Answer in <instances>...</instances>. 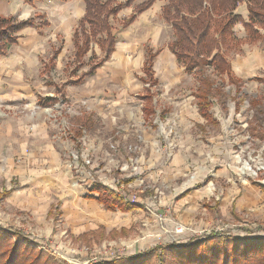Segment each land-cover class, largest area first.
Returning a JSON list of instances; mask_svg holds the SVG:
<instances>
[{
  "label": "rangeland",
  "instance_id": "1",
  "mask_svg": "<svg viewBox=\"0 0 264 264\" xmlns=\"http://www.w3.org/2000/svg\"><path fill=\"white\" fill-rule=\"evenodd\" d=\"M157 1L162 4L145 11L138 27L121 28L134 5L120 11L112 24L114 52L85 77L104 52L92 44L84 62L74 59L70 37L84 13L81 1L45 0L31 8L8 0L0 6V18L26 20L40 11L51 23L40 34L31 29L22 35L0 66V192L13 193L8 199L0 194V228L20 236L46 264H176L172 248L211 236H229L242 253H249L242 241L264 238V191L254 185L264 187V174L256 176L264 167V88L258 80L264 77V39L246 43L243 25L233 27L242 43L223 51L244 83L242 95L208 68L227 104L221 109L215 102L217 128L205 126L193 98L198 81L168 50L174 31L162 16L166 1ZM247 6L244 0L233 11L244 22ZM147 48L156 52L154 128L144 123L138 96ZM244 96L236 107L234 98ZM251 100L257 106H249ZM164 110L169 113L161 121ZM95 184L124 202L135 200L140 209H99L85 199ZM249 186L253 192L243 191ZM94 226L105 228L102 237L76 239ZM113 230L119 234L109 236ZM231 249L219 245L220 258ZM256 256L250 263L264 264V254Z\"/></svg>",
  "mask_w": 264,
  "mask_h": 264
},
{
  "label": "trees",
  "instance_id": "2",
  "mask_svg": "<svg viewBox=\"0 0 264 264\" xmlns=\"http://www.w3.org/2000/svg\"><path fill=\"white\" fill-rule=\"evenodd\" d=\"M21 1L33 4V2L41 0ZM81 1L85 6L84 16L74 29L71 37L75 50L74 59L77 60L78 64L84 62L87 54L93 52L92 44L104 52L103 58L86 72L85 77L93 76L114 52L117 37L112 34V24L114 20H117V15L120 11L134 5L130 16L122 21L121 28L127 29L136 21L140 14L150 9L157 0H125L124 2H117V0ZM136 1L140 2L135 5ZM165 1L166 4L162 10V16L174 31V40L167 48L175 57L177 63L184 68L186 74L192 75L198 81L194 91L197 111L200 117L206 121V124L217 128V120L213 118L211 108L217 102L221 109H226V95L221 86L216 83V80L211 79L206 74L207 69H213V74L221 77L223 81H227L231 85L230 87L233 90L235 89L236 93L234 95L236 97L241 94L240 88L244 83L233 73L223 49L232 48L235 47L232 46L233 44L239 45L242 43L233 38V27L237 23H241L246 30V43L264 39L257 31V29H260L264 32V0H247V22H244L240 16L233 14L236 7L244 0ZM204 3H207L208 7H204ZM47 26L48 24L43 15H36L20 21L12 17L0 18V57L5 56L8 48L16 45L20 36L19 33L23 29L34 28L41 30ZM155 54L156 52H152L151 48L146 49V57L142 68L144 77L139 78L142 84L146 86L143 95L139 96L143 102L142 112L145 120H148L149 125L153 128L155 127L153 121L158 116L153 109L154 99L150 89V87L154 88L158 84L153 77L152 69V60ZM258 80L264 88V77ZM80 82L81 78L75 81V83ZM236 97L234 98L235 105L236 107H241L246 96ZM53 101L45 99L48 104ZM258 101L259 103L261 102L259 99ZM40 102H42V104L40 103L41 105H47L42 100ZM248 103H250L249 106H257V100H251ZM165 115L166 112H162L159 119L163 121ZM262 119L264 118H261V122H264ZM254 185L264 191L263 186ZM90 193L94 194V196H89L88 199L102 205L107 212L129 213L135 208V204L124 202V199L119 194L100 184L93 185ZM122 232L126 233L125 230H122ZM104 233L105 228L99 227L97 230L81 234L76 239L89 242L93 238L102 237ZM118 234V232L113 230L109 233V236ZM15 238L17 239L16 242L13 241ZM20 240V236L9 234L8 230L0 228V264H39L40 261L41 264L47 263L44 255L34 248L27 247ZM235 241L231 240L229 236H211L205 241L197 243L196 246L187 245L181 248H172V253H178L176 264H251L250 262L255 255L261 257L264 254V238L242 241L245 243L243 248L248 250L249 253L240 252V248H237L234 243ZM85 244L90 245V243ZM219 245L226 251H229L231 247L232 254L230 256L223 254L221 259V256H219ZM160 249L164 252L168 250V247L165 250L163 248ZM149 253L151 254V252Z\"/></svg>",
  "mask_w": 264,
  "mask_h": 264
},
{
  "label": "crops",
  "instance_id": "3",
  "mask_svg": "<svg viewBox=\"0 0 264 264\" xmlns=\"http://www.w3.org/2000/svg\"><path fill=\"white\" fill-rule=\"evenodd\" d=\"M6 1H8V0H0V6L2 5V3L3 2H6ZM21 1V0H20ZM43 1H45V0H41V1H35V2H33V4H27V3H24L23 1H21L23 4H25V5H27V6H34L35 5V3H37V2H43ZM51 1H54V0H51ZM77 1H81V0H77ZM82 2V1H81ZM83 3V2H82ZM161 4H162V2H160ZM159 3V1H157L152 7H151V9L152 8H154V6L155 5H157V4H160ZM83 5H84V3H83ZM31 7V8H32ZM159 10V9H158ZM84 12H85V6H84ZM148 13L150 12V10H148L147 11ZM147 12H145V13H143L142 15H140V16H138L137 17V19H136V21L132 24V26L133 27H138V26H140V25H142V23H145V15L147 14ZM36 14H32L31 16H30V18H32V17H34V16H36V15H43L44 16V18H45V21L47 22V24H48V26L46 27V29H49L50 27H51V23H50V21L48 20V18H47V15L45 14V13H43V12H35ZM84 16V13H83V15H82V17ZM82 17L79 19V21L82 19ZM141 17H144V18H142L141 19ZM79 21H78V23H79ZM78 25V24H77ZM138 25V26H137ZM35 30L36 32H38L39 34L41 33V30H36V29H34V28H26V29H23L20 33H19V39H18V42L16 43V45H13V46H11V48L10 49H12L13 47H17V45H19L20 44V40H21V36L22 35H25V33H27V31L28 30ZM73 29V28H72ZM72 29H71V31H72ZM75 29V28H74ZM70 41L72 42V40H71V37H70ZM117 44H118V42H117ZM117 44H116V46H117ZM115 46V47H116ZM152 49V48H151ZM6 58H7V56H3V57H0V66H4V64L6 63L5 61H6ZM144 60H145V58H144ZM176 60V59H175ZM144 63V62H143ZM165 65V64H164ZM143 66V65H142ZM182 67V66H181ZM101 68V67H100ZM184 69V68H183ZM153 73H154V70H153ZM155 74V73H154ZM154 74H153V77H154ZM154 79H155V77H154ZM156 81H157V79H155ZM146 87V86H145ZM151 92H152V90H151ZM143 93H144V88L142 89V94L141 95H143ZM140 94L138 95V96H141ZM193 98H194V96H193ZM156 102V99H154L153 100V103H155ZM156 107L157 106H153V109H154V111L156 112ZM142 109H143V107H142ZM163 112H166V113H169L168 112V110H164ZM157 113V112H156ZM197 113H198V111H197ZM142 114H143V112H142ZM200 117V116H199ZM202 119V118H201ZM143 120H144V123L145 124H147V125H149V123H148V120H145V117H144V114H143ZM153 125V124H152ZM205 126H210V125H208V124H204ZM150 127H151V125H150ZM210 127H212V126H210ZM212 128H214V127H212ZM253 187L252 186H249V189H248V187H243V191L244 190H246V191H248V192H253ZM17 190H19V189H17ZM261 191V190H260ZM255 192V191H254ZM262 192V191H261ZM0 194L2 195V196H5L7 199L8 198H10V196L11 195H13V193H12V190H5V189H3V190H1V192H0ZM92 196H94V194H92V193H90ZM15 198H17V199H20L19 197H16V196H14ZM216 198H217V196H216ZM6 199V200H7ZM85 199H87V200H89V201H92V202H94V204L95 205H97L98 207H99V209H104L103 208V206L102 205H99L97 202H95V201H93V200H90V199H88V197L87 198H85ZM217 200V199H216ZM10 201H11V199H10ZM6 205H7V202H6ZM138 209H140V205H135V208L133 209V211H135V210H138ZM105 210V209H104ZM133 211H131V212H133ZM117 212H119V211H117ZM119 213H121V212H119ZM130 213V212H129ZM128 213V214H129ZM122 214H125V213H122ZM98 228V226L97 227H95L94 226V228L92 227V228H90L89 230H87V231H92V230H95V229H97ZM87 231H84V232H87ZM83 233V232H82Z\"/></svg>",
  "mask_w": 264,
  "mask_h": 264
},
{
  "label": "built area",
  "instance_id": "4",
  "mask_svg": "<svg viewBox=\"0 0 264 264\" xmlns=\"http://www.w3.org/2000/svg\"><path fill=\"white\" fill-rule=\"evenodd\" d=\"M257 169V172H256V176H257V173H263L264 174V167L262 166L261 168H256ZM252 174V172H251ZM135 200H126L125 202L129 203V204H135L134 202Z\"/></svg>",
  "mask_w": 264,
  "mask_h": 264
}]
</instances>
